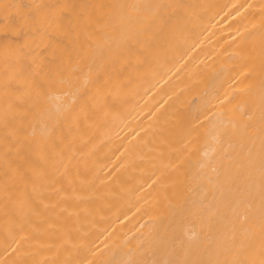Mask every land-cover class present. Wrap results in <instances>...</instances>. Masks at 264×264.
<instances>
[{
  "label": "bare ground",
  "instance_id": "obj_1",
  "mask_svg": "<svg viewBox=\"0 0 264 264\" xmlns=\"http://www.w3.org/2000/svg\"><path fill=\"white\" fill-rule=\"evenodd\" d=\"M0 264H264V0H0Z\"/></svg>",
  "mask_w": 264,
  "mask_h": 264
}]
</instances>
